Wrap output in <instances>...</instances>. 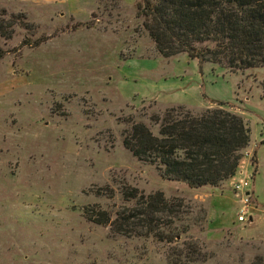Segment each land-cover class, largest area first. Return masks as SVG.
<instances>
[{
  "label": "rangeland",
  "instance_id": "374dc122",
  "mask_svg": "<svg viewBox=\"0 0 264 264\" xmlns=\"http://www.w3.org/2000/svg\"><path fill=\"white\" fill-rule=\"evenodd\" d=\"M140 1L0 0L21 20L0 38V264H264V67L161 55ZM177 105L221 108L249 128L219 186L165 178L123 146L132 122L157 135L152 116ZM245 177L238 221L233 183ZM126 187L181 206L156 213V235L113 231L100 212L129 214Z\"/></svg>",
  "mask_w": 264,
  "mask_h": 264
},
{
  "label": "trees",
  "instance_id": "16d2710c",
  "mask_svg": "<svg viewBox=\"0 0 264 264\" xmlns=\"http://www.w3.org/2000/svg\"><path fill=\"white\" fill-rule=\"evenodd\" d=\"M136 9L163 56L184 52L200 65L211 63L230 71L264 67V0H141ZM20 23L18 15L0 9V38H12ZM152 119L157 135L145 124L132 122L123 146L136 159L153 164L163 177L191 188L216 187L232 176L250 140L241 116L221 108L193 113L177 105ZM123 196L137 199L129 214L110 220L100 212L117 232L140 227L156 235V213L174 214L181 206L160 192L145 196L133 187H126Z\"/></svg>",
  "mask_w": 264,
  "mask_h": 264
},
{
  "label": "built area",
  "instance_id": "2783aa9c",
  "mask_svg": "<svg viewBox=\"0 0 264 264\" xmlns=\"http://www.w3.org/2000/svg\"><path fill=\"white\" fill-rule=\"evenodd\" d=\"M249 186L250 181L248 177L239 179L233 183V190L236 195H240V200L242 203L237 214L238 221H244L246 218V212L250 209V191L248 190Z\"/></svg>",
  "mask_w": 264,
  "mask_h": 264
},
{
  "label": "water",
  "instance_id": "95a60500",
  "mask_svg": "<svg viewBox=\"0 0 264 264\" xmlns=\"http://www.w3.org/2000/svg\"><path fill=\"white\" fill-rule=\"evenodd\" d=\"M246 194H248V193H246Z\"/></svg>",
  "mask_w": 264,
  "mask_h": 264
}]
</instances>
